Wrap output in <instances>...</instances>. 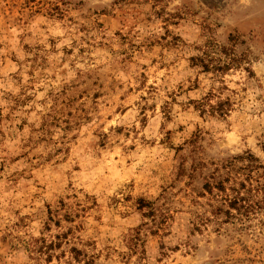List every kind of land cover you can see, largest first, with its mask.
<instances>
[{
	"label": "rangeland",
	"instance_id": "rangeland-1",
	"mask_svg": "<svg viewBox=\"0 0 264 264\" xmlns=\"http://www.w3.org/2000/svg\"><path fill=\"white\" fill-rule=\"evenodd\" d=\"M0 264H264V0H0Z\"/></svg>",
	"mask_w": 264,
	"mask_h": 264
},
{
	"label": "trees",
	"instance_id": "trees-1",
	"mask_svg": "<svg viewBox=\"0 0 264 264\" xmlns=\"http://www.w3.org/2000/svg\"><path fill=\"white\" fill-rule=\"evenodd\" d=\"M206 186L214 198L216 196L218 197V194L216 195V193H215V188H218L224 192L228 191V189L225 186L224 180L219 181L216 185H214L213 183L210 182ZM219 195H221V194H219ZM222 195H224L223 196V198H225L224 201H225V203H228L229 207L223 208L222 205H220V207L216 208V210H217L216 213H219L221 211H225L229 217H232L234 215L236 216V214H238V213L244 214V211L250 212L255 208V206L257 204V202L254 201L252 198L242 196L240 193H237V195H235V196L228 195V194L227 195L222 194ZM233 209L237 210L238 213H235L233 211Z\"/></svg>",
	"mask_w": 264,
	"mask_h": 264
}]
</instances>
